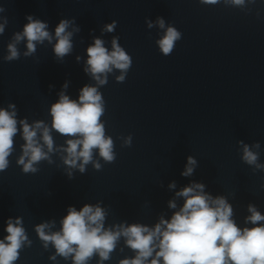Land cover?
<instances>
[{"label":"clouds","instance_id":"obj_1","mask_svg":"<svg viewBox=\"0 0 264 264\" xmlns=\"http://www.w3.org/2000/svg\"><path fill=\"white\" fill-rule=\"evenodd\" d=\"M206 3H216L217 0H204ZM235 4H242L243 0H233ZM4 8L0 7V12ZM28 23L24 25L23 31L14 35L15 43L8 45L9 55L6 61H14L20 58L16 43L27 40L28 51L25 56H31L36 51V43H43L45 40L52 41L53 37L48 29V24L32 15L26 17ZM148 28L154 25L147 21ZM5 18L0 23V34H3L6 24ZM75 24V18L61 19L55 27L56 44L54 53L57 58L62 59L72 50L73 32L68 31L69 27ZM156 24L161 29L165 28V21L157 17ZM117 22L106 26V31H113ZM79 31V28L75 29ZM181 32L175 27H167L164 35L156 41L160 52L170 55L175 43L181 39ZM118 37L112 41V51L104 47L101 39H95L94 44L87 49L86 72L101 85L107 82L106 75L113 67L121 70L117 77L118 82H124L126 74L131 67L132 58L118 44ZM79 59V57H77ZM50 88L52 85L49 86ZM67 87V83L64 85ZM12 111L0 108V172L7 169L8 157L13 151L14 137L18 132L16 119V106L9 104ZM52 127L61 135L73 137L66 141L67 147L63 150L67 153L64 159L65 164L76 167L79 161V170L84 172L85 165L93 159V149L99 150V155L106 162H113V141L105 137L104 125L100 118L104 112L101 94L96 87L84 86L80 90L78 100H72L68 95L61 92L59 100L51 106ZM23 155L17 161L23 165V171L36 172L33 165L42 159H48L47 153L36 140L37 129H42V139L51 152L53 140L47 126L42 122H36L30 126L26 121L21 120ZM240 143H243L242 141ZM131 145V138L126 141ZM259 148V143L255 144ZM27 158V162L25 160ZM242 159L248 164H256L258 154L249 149L247 145L243 148ZM188 164L181 175L188 176L193 172L192 165L196 164L193 157L187 158ZM97 169L99 163L94 165ZM264 167V165H257ZM175 187V184L169 185ZM184 197V204L179 211L175 212L170 221L160 219L153 228L141 224L129 226L120 225L118 231L104 229L103 221L105 213L98 206L85 204L79 211L75 207H69L67 215L61 221V230L55 233L46 234L47 223L37 226L36 231L44 246L48 243L54 245L56 253L65 259L70 256L73 264H86L94 255L98 254L101 261L110 259V254L115 250L116 242L123 236L126 238L127 246L135 251L134 259H124L120 264H146L149 257L150 264H264V215H261L255 207L249 205L251 215L247 221L256 225L252 228L241 229L236 225L232 217V207L224 197L212 199L204 193L202 183H193L176 193ZM170 208H176L174 201L169 202ZM20 218L13 223L8 219L5 231L8 233L3 240H0V264H14L19 258V250L28 238L25 229L20 226ZM158 249V251H157ZM55 259V257H52Z\"/></svg>","mask_w":264,"mask_h":264}]
</instances>
